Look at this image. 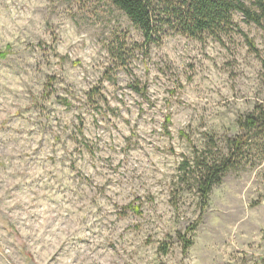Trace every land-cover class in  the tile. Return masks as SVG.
<instances>
[{"label":"clouds","instance_id":"1","mask_svg":"<svg viewBox=\"0 0 264 264\" xmlns=\"http://www.w3.org/2000/svg\"><path fill=\"white\" fill-rule=\"evenodd\" d=\"M0 264H264V0H0Z\"/></svg>","mask_w":264,"mask_h":264}]
</instances>
